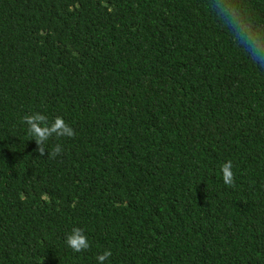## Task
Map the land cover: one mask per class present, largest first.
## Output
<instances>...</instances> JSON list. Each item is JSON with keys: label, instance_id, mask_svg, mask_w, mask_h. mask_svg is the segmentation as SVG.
Wrapping results in <instances>:
<instances>
[{"label": "trees", "instance_id": "16d2710c", "mask_svg": "<svg viewBox=\"0 0 264 264\" xmlns=\"http://www.w3.org/2000/svg\"><path fill=\"white\" fill-rule=\"evenodd\" d=\"M229 4L264 33V0ZM105 251L264 264V67L209 0H0V264Z\"/></svg>", "mask_w": 264, "mask_h": 264}, {"label": "clouds", "instance_id": "9594fccd", "mask_svg": "<svg viewBox=\"0 0 264 264\" xmlns=\"http://www.w3.org/2000/svg\"><path fill=\"white\" fill-rule=\"evenodd\" d=\"M209 8L212 12H215L217 19L222 23V25L231 32L234 43L238 47H242L254 63H259L260 66L264 67V33L254 30L245 21L240 19L236 15L234 9L230 7L229 0H215V3H213V0H209ZM24 119L29 125H31V131L29 130L30 134L39 137L37 139V144H40L41 140L47 138V136L50 135L47 127H45L43 130L37 127L36 123L33 122L31 117L26 116ZM35 119L41 120L44 119V116H37ZM57 129H63L64 132L68 133L69 137L74 135V133L69 130V127L60 117L55 119V124L52 128V131L54 132ZM58 135L62 136L63 134L59 133ZM60 152V147L56 146L52 152V155L55 156ZM41 155H43L42 149ZM231 168V161L222 165L221 167L224 183L228 186H234ZM66 242L68 246L77 253L90 247L88 238L83 234V230L79 228L72 230V234L67 237ZM111 255V251H105L103 255L98 256L97 259L101 262V264H103V261L109 258Z\"/></svg>", "mask_w": 264, "mask_h": 264}]
</instances>
